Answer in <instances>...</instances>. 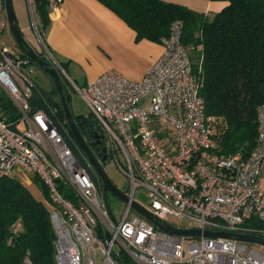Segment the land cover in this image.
<instances>
[{"label":"built area","instance_id":"obj_1","mask_svg":"<svg viewBox=\"0 0 264 264\" xmlns=\"http://www.w3.org/2000/svg\"><path fill=\"white\" fill-rule=\"evenodd\" d=\"M61 1L47 4L55 9ZM26 3L39 46L35 51L68 80L36 23L33 0ZM181 34L182 22L174 20L162 39L161 54L139 80L106 70L84 84L69 81L104 136L108 160L129 180L118 220L101 186L81 168L60 133L47 124L46 115L41 110L27 112L29 89L20 76L31 81V59L0 47L5 59L0 64V93L19 113L17 120L8 121L0 108V176L36 174L45 184L56 264H264V254L246 242L171 234L131 213L135 189L141 186L149 200L145 209L168 224L264 237V189L259 179L264 102L256 108L255 143L248 155L222 152L215 130L220 119L204 109L202 82ZM25 120L28 127L20 129L18 123ZM11 122L19 132L7 126ZM170 219H188L195 225L180 226ZM23 264H31L28 256Z\"/></svg>","mask_w":264,"mask_h":264},{"label":"trees","instance_id":"obj_2","mask_svg":"<svg viewBox=\"0 0 264 264\" xmlns=\"http://www.w3.org/2000/svg\"><path fill=\"white\" fill-rule=\"evenodd\" d=\"M100 1L127 21L139 37L162 40L174 20L182 22L181 42L188 47L193 70L200 76L204 109L220 119L215 129L220 149L226 155H248L255 143L256 108L264 102L260 90L264 85V0H222L226 4L212 17L164 0ZM33 2L44 33L47 0ZM58 61L68 73L65 62ZM37 88L64 123L54 86L49 91ZM63 91L69 105L64 87ZM0 108L8 121L18 119V110L4 93H0ZM73 118L80 127L87 123L78 114ZM33 183L46 202L37 199L20 179L0 176V264H23L26 256L31 264H56L47 189L36 174Z\"/></svg>","mask_w":264,"mask_h":264},{"label":"crops","instance_id":"obj_3","mask_svg":"<svg viewBox=\"0 0 264 264\" xmlns=\"http://www.w3.org/2000/svg\"><path fill=\"white\" fill-rule=\"evenodd\" d=\"M164 1L183 4L209 17L226 4L222 0ZM14 7L23 37L38 50L25 0H16ZM46 10L44 35L48 48L57 60L65 62L68 74L78 83L84 84L106 70L139 80L163 50L162 40L137 36L127 21L100 0H62L55 9L47 6ZM36 16L39 21L40 16ZM260 166V186L264 189V159Z\"/></svg>","mask_w":264,"mask_h":264},{"label":"water","instance_id":"obj_4","mask_svg":"<svg viewBox=\"0 0 264 264\" xmlns=\"http://www.w3.org/2000/svg\"><path fill=\"white\" fill-rule=\"evenodd\" d=\"M3 8L7 20V24L9 27V31L18 45V48L23 51V53L28 56L31 61H33L39 68H41L45 73L50 77L54 88L56 89L58 99L61 105L64 116V126L57 119L55 114L50 111L51 108L47 104V101L43 99V96L39 92L38 88L34 86L35 84L27 79L24 76H20V79L25 87L29 89V95L27 96V102L29 104V114H33L35 111L41 110L47 117L48 123L50 126L54 127L62 136L64 141L68 144L72 153L76 157L79 162L81 168L88 174L92 181L97 180V176H99L102 188L104 190L109 189L116 197L127 200L125 194H123L109 179L103 170L101 163H107L109 160L107 154H103L101 159L98 160L95 155L92 153L90 148H88V144L86 139H88L91 135L96 138L97 143H103L104 136L98 128L92 129L86 124L82 126L84 133H81L79 126L73 118V113L66 101L65 93L63 91V85L61 77L55 67L47 60H44L40 56H38L37 52L31 47V45L25 40L22 36V32L18 26L16 13L14 9L13 0H2ZM5 61L3 54L0 52V64H3ZM261 94L264 97V85L262 84L260 87ZM66 123V124H65ZM11 130L15 132H19L16 122H11L9 125ZM85 136V137H84ZM104 151V147L102 148ZM131 206L134 208L141 216L148 219L151 223H153L156 227L167 231L168 233L175 235H201L205 234L208 236H219V237H227L231 239H236L242 242H251L260 245H264V237L245 234V233H237L231 231H222V230H210V229H200V228H184V227H176L171 224H168L165 221H162L150 211L145 209L141 204L136 201H131Z\"/></svg>","mask_w":264,"mask_h":264},{"label":"rangeland","instance_id":"obj_5","mask_svg":"<svg viewBox=\"0 0 264 264\" xmlns=\"http://www.w3.org/2000/svg\"><path fill=\"white\" fill-rule=\"evenodd\" d=\"M26 1L27 0H25V5L27 6ZM13 4H16V0H13ZM32 8L34 9V4H32ZM14 9H15V7H14ZM34 18L38 22L36 13H34ZM26 35L27 34H25V36ZM3 45L9 47V49H11L17 55H19L18 45L15 43V41H14L10 31H9V27H8L5 12H4V8L2 6L1 11H0V47ZM35 45H36V42H35ZM30 64L34 67V72L31 75V81L35 84V86L39 87L40 89H42L44 91H49L52 88L53 83H52L50 77L48 76V74L45 73V71H43L41 68H39L33 61ZM71 79H73V78L70 74L68 76V80H67V77L64 78L61 75L62 85H63L64 90L66 91V93L68 95L69 105H70L73 113L75 115L78 114L81 117L85 118L87 122H92L95 124L96 121H95L93 114L90 113L89 108L86 106V104L84 103V101L82 100L80 95L72 88V85L69 82V81H71ZM75 82H77V81H75ZM78 84H81V83H78ZM27 124L28 123L26 120L20 121L18 123V127L20 129H23V128L28 127ZM102 166H103V170L105 171L106 175L109 177V179L111 180L113 185H115L123 194H127V192H129V190H130L129 180H128L127 176L123 172H121L118 165L113 160H109L107 163H103ZM34 175L35 174L19 173V174L14 175V176L16 178L20 179L27 187H29L32 194L35 197H37V199L39 198V199L43 200L44 202H46L42 193H41V189L38 188V186L35 185V183H33ZM95 183L97 186L100 185L102 188L100 178L99 179L97 178ZM103 192L105 193V196H106L105 198L107 199V202H108V205H109L111 212L113 213L114 217L118 220L123 213V209L126 206V201L116 197L113 193L104 191V189H103ZM146 195L147 194H146L145 189L143 187L139 186L135 189L133 197L142 206L148 207L149 206V200H148V197ZM131 213H135V214L140 215L134 208L131 209ZM168 221H170L171 223L175 222V223H177V225L185 226V227L195 225L192 222V220L190 221L188 219H183V220L170 219ZM246 243L248 244L249 247H254L257 251L264 254V245L251 243V242H246Z\"/></svg>","mask_w":264,"mask_h":264},{"label":"flooded vegetation","instance_id":"obj_6","mask_svg":"<svg viewBox=\"0 0 264 264\" xmlns=\"http://www.w3.org/2000/svg\"><path fill=\"white\" fill-rule=\"evenodd\" d=\"M86 125L87 126H89V127H91L92 129H95V128H98L99 129V127L97 126V123H92V122H87L86 123ZM79 126V125H78ZM79 129H80V131H81V133H84V131H83V129H82V127H80L79 126ZM100 130V129H99ZM101 131V130H100ZM102 133V132H101ZM85 137V136H84ZM104 138V137H103ZM86 141H87V144H88V148H90V150L92 151V153L95 155V157L98 159V160H100L101 159V156L103 155V154H105L104 153V151L102 150V148H103V146H104V141H105V139L103 140V143H97V142H95L96 141V138L95 137H92V135L88 138V139H86ZM101 166H102V163H101ZM102 168H103V166H102ZM97 178L99 179V176H97ZM104 191H106V192H110V193H112L109 189H106V190H104Z\"/></svg>","mask_w":264,"mask_h":264}]
</instances>
